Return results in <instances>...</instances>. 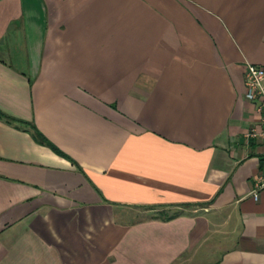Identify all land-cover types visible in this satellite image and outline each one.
<instances>
[{"label":"crops","instance_id":"crops-1","mask_svg":"<svg viewBox=\"0 0 264 264\" xmlns=\"http://www.w3.org/2000/svg\"><path fill=\"white\" fill-rule=\"evenodd\" d=\"M246 62L264 0H0V264H264Z\"/></svg>","mask_w":264,"mask_h":264},{"label":"built area","instance_id":"built-area-1","mask_svg":"<svg viewBox=\"0 0 264 264\" xmlns=\"http://www.w3.org/2000/svg\"><path fill=\"white\" fill-rule=\"evenodd\" d=\"M244 79L246 86V97L250 101L258 102L257 112L261 115V130L257 131L256 129H253L250 135L252 137L264 140V67L246 62ZM255 186L257 188L264 186V180L259 178ZM254 199H259L258 189L255 190Z\"/></svg>","mask_w":264,"mask_h":264},{"label":"rangeland","instance_id":"rangeland-1","mask_svg":"<svg viewBox=\"0 0 264 264\" xmlns=\"http://www.w3.org/2000/svg\"><path fill=\"white\" fill-rule=\"evenodd\" d=\"M171 212V211H170ZM170 212H168V213H170ZM142 213L144 214V215H146V214H148V215H159V216H162V215H164V210H158L157 208H153V209H142Z\"/></svg>","mask_w":264,"mask_h":264},{"label":"trees","instance_id":"trees-1","mask_svg":"<svg viewBox=\"0 0 264 264\" xmlns=\"http://www.w3.org/2000/svg\"><path fill=\"white\" fill-rule=\"evenodd\" d=\"M36 139L52 147V149H54L56 152L61 153L55 146H53L49 141H47L39 132L36 133Z\"/></svg>","mask_w":264,"mask_h":264}]
</instances>
